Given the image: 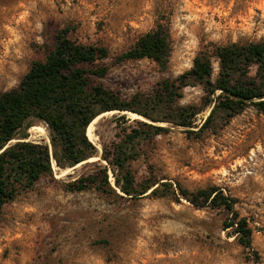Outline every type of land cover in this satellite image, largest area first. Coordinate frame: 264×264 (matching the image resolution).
I'll return each mask as SVG.
<instances>
[{
	"label": "rangeland",
	"instance_id": "374dc122",
	"mask_svg": "<svg viewBox=\"0 0 264 264\" xmlns=\"http://www.w3.org/2000/svg\"><path fill=\"white\" fill-rule=\"evenodd\" d=\"M158 22L169 29L165 69L148 58L116 62ZM62 28L76 42L108 50L103 63L109 69L93 80L130 97L189 69L209 42L264 40V0H0V92L15 87L33 62L44 60ZM174 106H195L191 126L154 123L165 130L142 141L128 165L138 185L153 180L171 188L157 183L156 195L149 189L131 196L117 190L123 197L94 186L69 188L96 170V162L108 168L115 188L112 170L100 157L102 146L124 129H144L136 120L152 123L123 111L101 113L88 137L97 155L64 168L51 156L52 175L3 205L0 264H264V114L247 107L227 124L217 118L214 130L198 134L210 110L201 88L184 87ZM122 114L124 122L117 120ZM31 121L6 146L26 134V140L48 144L51 153L47 125ZM178 185L189 191L217 187L233 197L234 209L251 228V246L238 243L233 227L224 228L226 211L193 206Z\"/></svg>",
	"mask_w": 264,
	"mask_h": 264
},
{
	"label": "trees",
	"instance_id": "16d2710c",
	"mask_svg": "<svg viewBox=\"0 0 264 264\" xmlns=\"http://www.w3.org/2000/svg\"><path fill=\"white\" fill-rule=\"evenodd\" d=\"M170 51L169 29L165 23L158 22L117 55L116 62L148 58L165 69ZM108 56L105 47L76 42L69 37L68 29L62 28L55 33L54 45L44 60L33 62L15 87L0 92V214L5 203L31 189L41 177L52 175L51 156L57 166L64 168L97 155L87 136V127L103 112L130 111L152 123L136 120L145 128H133L129 132L124 129L116 140L102 146L100 157L112 170L115 188L108 182V168L97 162L93 164L96 170L71 181L69 188L81 191L94 186L118 197L123 195L117 190L131 196L142 195L149 189L150 194L156 195L158 185L171 188L170 183L153 180L138 185L128 165L138 156L142 141L165 130L154 123L191 126L190 119L198 112L195 106H174L184 87L198 85L204 106L210 107L197 129L198 134L214 130L217 118L227 124L247 107L264 114V40L209 42L201 46L189 69L174 78L163 79L148 93L137 92L130 97H122L94 82V77L107 73L109 67L103 60ZM32 119L47 125L51 153L48 144L26 140V134L6 146L19 130L32 125ZM117 120L124 122L126 116L118 115ZM177 190L195 207L211 206L226 211L229 216L224 228L233 227L238 243L251 246V228L234 209L233 197L217 187L189 191L178 185Z\"/></svg>",
	"mask_w": 264,
	"mask_h": 264
},
{
	"label": "bare ground",
	"instance_id": "6f19581e",
	"mask_svg": "<svg viewBox=\"0 0 264 264\" xmlns=\"http://www.w3.org/2000/svg\"><path fill=\"white\" fill-rule=\"evenodd\" d=\"M108 112V111H107ZM107 112H105V113H107ZM123 112H127L130 116H132L133 118H136V117H141V116H139V115H137L136 113H133V112H130V111H123ZM104 113V112H103ZM99 116H97V117H95L90 123H89V125H88V127H87V133H88V136H89V138H92V124L94 123V121L98 118ZM94 125V124H93ZM95 136V135H94ZM96 140H98V139H96ZM96 142V141H95ZM99 146V145H98ZM80 164V163H79ZM79 164H77V165H79ZM77 165H75V166H77Z\"/></svg>",
	"mask_w": 264,
	"mask_h": 264
}]
</instances>
